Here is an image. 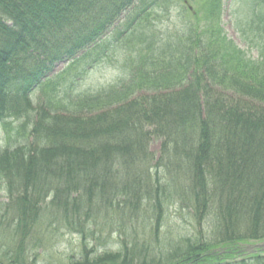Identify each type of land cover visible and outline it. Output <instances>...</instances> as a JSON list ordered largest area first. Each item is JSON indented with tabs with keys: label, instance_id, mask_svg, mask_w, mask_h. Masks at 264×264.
Listing matches in <instances>:
<instances>
[{
	"label": "trees",
	"instance_id": "trees-1",
	"mask_svg": "<svg viewBox=\"0 0 264 264\" xmlns=\"http://www.w3.org/2000/svg\"><path fill=\"white\" fill-rule=\"evenodd\" d=\"M162 1L0 0V123L11 105L29 103L56 64L80 65L124 18L114 42L118 48L125 38L133 50L130 82L112 103L95 108L90 103L100 95L79 114L61 103L43 107L29 133L35 144L0 155V191L9 195L20 232L15 255L0 251V264H25L22 252L46 213L85 246L68 264H264L259 254L242 257L243 247L264 241V0H250L256 11L240 31L260 51L257 60L224 33L222 0H194L197 9L182 20L187 30L151 39L147 27ZM53 81L44 83L55 102ZM170 193L188 203L199 227L214 231L149 258L153 247L140 254L135 244L147 231L159 243ZM119 210V231L92 256V229ZM114 235L128 236L116 252L107 250Z\"/></svg>",
	"mask_w": 264,
	"mask_h": 264
},
{
	"label": "rangeland",
	"instance_id": "rangeland-1",
	"mask_svg": "<svg viewBox=\"0 0 264 264\" xmlns=\"http://www.w3.org/2000/svg\"><path fill=\"white\" fill-rule=\"evenodd\" d=\"M228 0H222L224 11V26L227 29L229 37L236 38L234 29L237 26H229V22H233L231 14L236 7H241L238 14V19L241 24H244L249 18L248 7L241 0H234L229 11H227L226 2ZM194 3V0H193ZM193 8V6L191 5ZM180 16V18H179ZM184 17V13L179 6L176 8L171 6L168 11L161 10L159 20L161 23H155L154 26L156 35H163L176 30H187V27L181 23ZM233 17L237 18V12L234 10ZM125 21H121L118 28L124 25ZM227 22V23H225ZM235 23L237 21L235 20ZM149 30V28H148ZM113 34H107L103 43H113ZM247 47V46H246ZM252 57H258L256 51L245 50ZM132 53V50H110V48H101L91 53V57L86 61L82 67L71 70L64 77L54 78L53 83L56 85V90L59 91L57 99L49 100L50 92L54 95V88L51 90L46 88V84L38 86L30 95V101L16 102L14 106L11 105L9 112L5 114V118L0 123V153L8 147L10 151L15 148L19 149L25 144H35L33 138L29 136V133L38 121V113L45 107V109H51L54 111V104L61 103L69 112L85 113L88 111V103L93 101V98L99 95H106L99 97L101 100L90 103L95 108L97 102H100V106L106 107V104L112 103L114 94H121L123 91L121 87L128 85L130 77L128 74L129 68L127 66L128 57ZM100 56V59H97ZM98 61V63H96ZM35 66L29 65V70H34ZM92 68V69H91ZM63 66L57 65L54 68V76L62 72ZM84 70H89L86 75H82ZM78 75V78L77 76ZM117 92V93H115ZM141 94V93H140ZM143 94V92H142ZM54 113V112H52ZM53 115V114H52ZM42 124L47 126L50 121H43ZM159 146L157 143L151 145V151L154 154H158ZM169 176V175H168ZM170 177V176H169ZM171 177L177 182L180 188L185 189L180 177L173 171ZM2 179V183H3ZM8 194L4 191H0V217L5 216L4 220H0V251H6L7 253H13L15 255L16 245L19 240V227L17 224V218L14 213L8 210L10 200ZM172 198L164 205V215L162 229L159 236V243L157 245L152 244L154 240L151 234L144 236L139 233V241H137L136 248L140 249L144 245H151L153 251L149 253L151 257H165L178 247L184 238L199 239L209 238L214 231L213 226L203 224L199 227L193 220L190 207L188 203H179L176 200V195L170 193L166 197ZM174 198V200H173ZM162 199V198H161ZM51 201V197L46 199V203ZM175 202V203H174ZM122 211H114L108 217L102 218L97 224L96 229H92L95 233V237H89V244L86 246L88 251L95 250L92 254H101L106 249L107 242L105 240L110 235L116 234L118 230V224L121 218ZM49 213H46V220L38 223L31 240L29 242L27 253H23L25 264H68L70 261L78 260L83 253L85 247L81 242V237L78 235H71L63 231L65 228L63 223L56 222L55 218ZM14 219V222H12ZM144 225L140 223L135 227L141 228ZM14 227V229H13ZM121 230L123 228H120ZM143 236H140V235ZM93 238V239H90ZM114 235L108 242V251L116 252L118 249V243H128V236L122 239H115ZM131 245H134L133 240H129ZM139 253H143V249L139 250ZM264 256V252L261 253Z\"/></svg>",
	"mask_w": 264,
	"mask_h": 264
}]
</instances>
